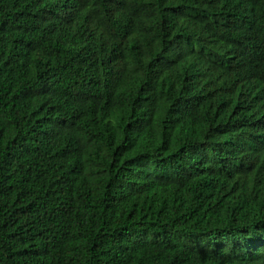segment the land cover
<instances>
[{
    "label": "trees",
    "instance_id": "16d2710c",
    "mask_svg": "<svg viewBox=\"0 0 264 264\" xmlns=\"http://www.w3.org/2000/svg\"><path fill=\"white\" fill-rule=\"evenodd\" d=\"M0 264H264V0H0Z\"/></svg>",
    "mask_w": 264,
    "mask_h": 264
},
{
    "label": "bare ground",
    "instance_id": "6f19581e",
    "mask_svg": "<svg viewBox=\"0 0 264 264\" xmlns=\"http://www.w3.org/2000/svg\"><path fill=\"white\" fill-rule=\"evenodd\" d=\"M61 237V236H60Z\"/></svg>",
    "mask_w": 264,
    "mask_h": 264
}]
</instances>
